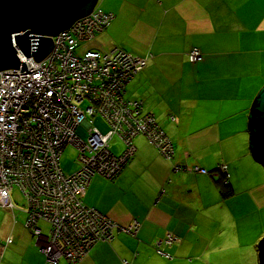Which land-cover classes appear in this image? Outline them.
Wrapping results in <instances>:
<instances>
[{
    "label": "crops",
    "instance_id": "crops-1",
    "mask_svg": "<svg viewBox=\"0 0 264 264\" xmlns=\"http://www.w3.org/2000/svg\"><path fill=\"white\" fill-rule=\"evenodd\" d=\"M99 8L112 20L83 47L146 58L123 98L141 101L154 115L173 156L162 157L138 135L118 174L89 180L83 204L116 225H135V233L113 231L76 264H233L226 258L233 234L217 228L235 219L217 215L211 198L225 166L233 193L221 205L234 209L240 193L242 216L247 210L264 216V169L249 153L247 129L250 105L264 84V0H102ZM192 48L201 54L196 64L187 59ZM14 208L0 207V264H44L24 210L16 222ZM167 237L175 241L166 245ZM252 259L239 264H257Z\"/></svg>",
    "mask_w": 264,
    "mask_h": 264
},
{
    "label": "built area",
    "instance_id": "built-area-1",
    "mask_svg": "<svg viewBox=\"0 0 264 264\" xmlns=\"http://www.w3.org/2000/svg\"><path fill=\"white\" fill-rule=\"evenodd\" d=\"M111 20L110 13L95 5L50 37L52 48L41 61L21 58L26 71L0 72V207L14 208L9 193L16 189L23 199L24 226L44 264L61 259L76 264L95 243L110 240L113 231L135 233V225H116L82 201L93 176L111 179L118 174L135 151L134 137L143 136L164 158L173 156L154 115L143 112L141 101L123 98L125 85L145 67L146 58L119 48L83 47ZM187 59L194 63L201 55L193 48ZM87 117L101 118L106 132ZM79 126L84 139L75 134ZM114 139L122 145L117 154L110 150ZM67 145L76 150L77 169L64 174L59 158ZM219 170L225 173V166ZM193 171L202 172L197 167ZM173 241L167 237L164 243Z\"/></svg>",
    "mask_w": 264,
    "mask_h": 264
},
{
    "label": "water",
    "instance_id": "water-1",
    "mask_svg": "<svg viewBox=\"0 0 264 264\" xmlns=\"http://www.w3.org/2000/svg\"><path fill=\"white\" fill-rule=\"evenodd\" d=\"M97 0H0V72L20 68V57L41 61L51 50L50 37L76 18L87 16ZM248 150L264 169V84L255 94L248 118ZM264 264V235L256 244Z\"/></svg>",
    "mask_w": 264,
    "mask_h": 264
},
{
    "label": "rangeland",
    "instance_id": "rangeland-1",
    "mask_svg": "<svg viewBox=\"0 0 264 264\" xmlns=\"http://www.w3.org/2000/svg\"><path fill=\"white\" fill-rule=\"evenodd\" d=\"M101 1L102 0H97L96 3L97 7L101 6ZM262 71L264 72V70ZM86 120L87 121L92 120V125L95 126L100 132L102 133L106 132L107 126L101 118L95 117L91 119L90 117H87ZM75 134L79 136L81 139H84L86 136L85 130L82 126L76 128ZM111 144L115 145L114 148L113 147L110 148L112 152L114 151L115 152L118 151L117 153L121 152L122 145L120 141L114 139ZM75 151L76 150L69 145L65 146L62 150V153L59 158V166L64 174H68L71 171L77 169V165L75 164L74 161L76 156ZM215 184L219 187V189L218 191L214 192V195L211 198V201L215 208L214 210H216L217 215L226 214L229 216L230 219H235L234 224H232V222L229 221V224L231 225H223V226L219 225V227L217 228L218 230L224 229L225 234L229 237L230 234H233V236L230 237V240L229 241L227 240L228 243L226 244V247H227L228 256L226 258L233 260L234 262L233 264H239V262H241L242 260L245 262L252 261L253 255L255 256V259H257L256 244L259 241V239L264 235V216L261 215L258 217L248 210L246 212V216L245 213L244 216H242L241 214L246 209L243 208L244 202H242V206H240L239 204V200L243 198V196L240 193L237 195V198L234 201V209H232L230 203H227L226 206L224 207L223 205H221L220 202L221 198L229 197L228 199H230L233 190H231L230 188L231 191L230 193H228V189H225L221 181H219V183L216 181ZM9 195L15 207L14 214H15L16 222L24 220V215L21 212H19V209L20 210L23 209V199L21 198L20 194L16 189H12ZM6 216H7L6 213H2L1 218L4 219ZM39 225L40 227L44 228V225L42 223H40ZM217 243L220 246L222 244V241H218ZM218 257L219 259L224 258L223 255L220 253H218ZM228 264H230V262H228Z\"/></svg>",
    "mask_w": 264,
    "mask_h": 264
},
{
    "label": "trees",
    "instance_id": "trees-1",
    "mask_svg": "<svg viewBox=\"0 0 264 264\" xmlns=\"http://www.w3.org/2000/svg\"><path fill=\"white\" fill-rule=\"evenodd\" d=\"M99 8V7H98ZM193 49V48H192ZM191 49V50H192ZM196 49V48H195ZM190 50V51H191ZM199 51V50H198ZM200 53V52H199ZM201 55V54H200ZM198 62V61H197ZM197 62H194V63H191V64H196ZM126 86V85H125ZM143 110V109H142ZM144 112V111H143ZM158 124V123H157ZM158 126H159V124H158ZM160 127V126H159ZM160 129H161V127H160ZM162 130V129H161ZM163 132V131H162ZM164 133V132H163ZM165 135V134H164ZM166 136V135H165ZM171 145H172V143H171ZM172 148H173V146H172ZM220 171V175H219V179L217 180V182L219 183V181H221L222 183H223V186L225 187V189H228V193H230V187L228 186V183H227V177H226V175H225V173L224 172H222L221 170H219ZM112 179V178H111ZM222 191V190H221Z\"/></svg>",
    "mask_w": 264,
    "mask_h": 264
},
{
    "label": "bare ground",
    "instance_id": "bare-ground-1",
    "mask_svg": "<svg viewBox=\"0 0 264 264\" xmlns=\"http://www.w3.org/2000/svg\"><path fill=\"white\" fill-rule=\"evenodd\" d=\"M21 58H24V57H23V56H21V57H20V60H21ZM37 249H38V248H37Z\"/></svg>",
    "mask_w": 264,
    "mask_h": 264
}]
</instances>
